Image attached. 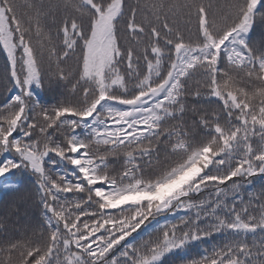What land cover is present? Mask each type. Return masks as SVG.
I'll use <instances>...</instances> for the list:
<instances>
[{
  "label": "snow or ice",
  "instance_id": "snow-or-ice-1",
  "mask_svg": "<svg viewBox=\"0 0 264 264\" xmlns=\"http://www.w3.org/2000/svg\"><path fill=\"white\" fill-rule=\"evenodd\" d=\"M0 264H264V0H0Z\"/></svg>",
  "mask_w": 264,
  "mask_h": 264
}]
</instances>
